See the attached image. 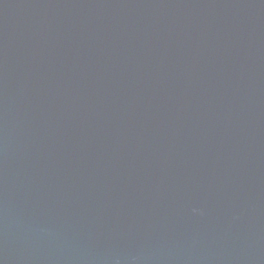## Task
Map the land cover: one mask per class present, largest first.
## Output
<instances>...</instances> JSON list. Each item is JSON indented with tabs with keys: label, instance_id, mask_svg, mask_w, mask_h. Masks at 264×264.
<instances>
[{
	"label": "water",
	"instance_id": "obj_1",
	"mask_svg": "<svg viewBox=\"0 0 264 264\" xmlns=\"http://www.w3.org/2000/svg\"><path fill=\"white\" fill-rule=\"evenodd\" d=\"M0 264H264V0H0Z\"/></svg>",
	"mask_w": 264,
	"mask_h": 264
}]
</instances>
